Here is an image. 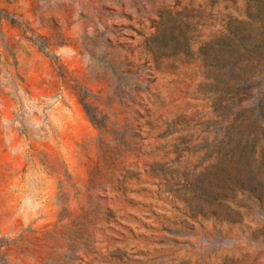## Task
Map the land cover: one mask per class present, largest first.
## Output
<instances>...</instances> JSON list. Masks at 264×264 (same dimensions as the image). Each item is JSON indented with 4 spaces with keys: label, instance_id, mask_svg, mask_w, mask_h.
<instances>
[{
    "label": "rangeland",
    "instance_id": "rangeland-1",
    "mask_svg": "<svg viewBox=\"0 0 264 264\" xmlns=\"http://www.w3.org/2000/svg\"><path fill=\"white\" fill-rule=\"evenodd\" d=\"M0 264H264V0H0Z\"/></svg>",
    "mask_w": 264,
    "mask_h": 264
}]
</instances>
